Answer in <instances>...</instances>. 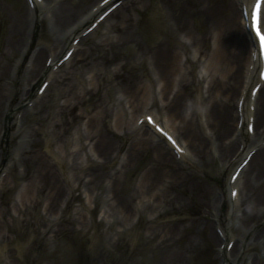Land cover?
I'll return each instance as SVG.
<instances>
[{
	"label": "bare ground",
	"instance_id": "obj_1",
	"mask_svg": "<svg viewBox=\"0 0 264 264\" xmlns=\"http://www.w3.org/2000/svg\"><path fill=\"white\" fill-rule=\"evenodd\" d=\"M23 1L19 11L11 15L8 34L0 47V144L6 138L20 144L17 149L21 152L15 163L27 167L25 184L19 191L20 202L0 208L2 264H12L10 259L2 258L7 256L8 243L12 241L8 234L2 235L3 226H12L7 216L12 224L22 223V232L37 231L35 240L43 243L51 236L57 246L67 233L76 230L74 225L86 220V215L80 214L78 208H74L80 214L78 217L65 216L66 209H72L75 191L82 183L92 192L93 203L100 192H104L105 180L109 189L115 191L118 174L107 178L99 167L115 157L116 139L126 135L131 139L122 163L125 175L143 164V156H147V161L139 170L135 187L123 197L112 195L111 204L115 207L110 206L109 213L113 215L112 222L117 226L125 225L130 234L135 207H139L140 214H146L145 230L157 256L154 264H193V256L203 246L208 245L214 252V246L221 247L229 236L236 241L230 251L218 248L222 264H264V81L259 75V50L253 45L246 25L249 20L243 13V7L250 13L254 0H155L161 15L160 35L153 42L140 43L137 53L148 60L159 85L158 97H153L161 104L153 110L155 122L161 121L171 130L189 156L184 152L178 155L147 122L139 124L140 116L131 122L122 100L111 102L110 95L101 93V89L109 92L110 86H115L121 89L125 97L120 96L127 99L130 106L140 104L141 111L149 109L151 83L137 87L126 81L120 71L124 64L116 54L123 45L137 46L133 11L138 5L147 8L152 0H123L104 19L114 20L107 30L89 43L101 23L87 34L81 28L96 14H101L105 7L102 0L98 3L91 0L88 4L81 0L71 4L65 0ZM89 3H93L91 8ZM227 11L230 13L226 15ZM31 13L35 15L32 25ZM40 15L48 22L50 40L38 49L33 48L29 55ZM261 15L264 31V2ZM76 38H79L77 43ZM65 48L74 49L72 58L54 71L56 58ZM16 54L19 61L14 65L11 62ZM47 54L52 58L49 65L43 61ZM45 77L49 80L46 91L52 88L55 93L53 103L43 113L46 94L26 104L23 102L31 97L38 80ZM88 80L100 85L90 87ZM156 81L153 82L156 84ZM254 82L261 83L256 95L252 93ZM240 100L243 101L241 109L238 108ZM85 102H89L94 112L88 116L82 130L78 108ZM152 104L154 106V101ZM46 119L49 125L44 131L42 124ZM30 120L33 123L28 124ZM252 122L254 130L250 133L248 126ZM16 123L18 126H13ZM10 127L14 132L8 135ZM42 131L46 155L38 148ZM87 141L95 155L101 157V164L88 152H82ZM69 144H78V148H69ZM240 144H244L240 159L252 151L254 155L242 170V184L238 179L226 183L230 187L227 200L234 205L235 213L232 220L227 218L219 233L213 222L215 216L224 214L220 210L216 213L218 193L208 183L204 185L206 182L200 179L196 169H206L210 162L218 160V168L224 173V164L235 156ZM2 156L0 152V158ZM139 160L142 162L138 164ZM9 176L3 177L0 196ZM12 179L16 183V178ZM233 188H238L235 199L231 198ZM145 198L148 203H144ZM189 202H197L202 208L201 217L194 219L196 225L198 222L195 230L200 238L189 232L191 224L173 219L156 224L154 220L158 216L150 215L160 212L161 208L162 212H176ZM26 213L35 214L34 221L24 217ZM213 257L215 260L217 253Z\"/></svg>",
	"mask_w": 264,
	"mask_h": 264
},
{
	"label": "rangeland",
	"instance_id": "obj_2",
	"mask_svg": "<svg viewBox=\"0 0 264 264\" xmlns=\"http://www.w3.org/2000/svg\"><path fill=\"white\" fill-rule=\"evenodd\" d=\"M74 1L78 0H65V2L68 4H71ZM81 1H83L84 3L87 2L88 4V2H90L91 0ZM99 1L100 0H94L93 3H98ZM122 1L123 0H121V2ZM23 2V0H0V47L3 46V41L8 34V26L11 24V15L19 11ZM93 3H89V7H92ZM89 7L86 8L87 11L84 12L85 14L88 13L89 9L91 8ZM227 13L230 12L227 11L226 15ZM33 16L34 15L32 14L30 15V20L32 21L31 25L34 21ZM95 17H93L85 25V27L81 28V30L86 28L87 25H89L95 19ZM133 17L135 18L133 29L135 31V44L137 46L132 44L123 45L124 47L118 53L119 55L116 54V56H120V61L122 64H124V67L121 68L120 71L122 72V75L125 77L126 81L131 83V85H136L138 87L141 84L144 86L145 83H151V94L149 96V99L147 100L149 109L141 111L142 108L140 104L138 106H130V102L120 96V94H122L120 88H116L115 86L112 88V86H110L108 90L109 92H107L105 88L101 89V93L103 95L106 92L107 95H110L112 97L111 102L116 103L119 99L122 100L127 108L129 118L132 119L131 122H134V120H136V118H138L139 116L143 119V116L145 114L153 113V110L155 111L158 106H161V104L159 105V102L153 98L155 95L158 97L159 91V85L157 84L156 78L154 77V72L151 69L150 64L148 63V60L140 58L139 54L137 53V47L139 48V46H141L140 43L144 45L145 42H153L160 35L159 29L161 27V15L158 12L156 1L152 0L151 2H149V6L147 8L146 6L143 7L142 5H138L135 11H133ZM112 21L114 20L111 17L105 20L98 27V31L92 34L87 43H89L90 40L98 39L99 36L107 30L109 23H112ZM32 39L35 40L31 44L32 49L30 50L29 55L31 54L33 48L38 49L40 48V46L45 45L50 40L48 22L46 19H43L41 15L40 21L35 23ZM30 41L31 39H29V42ZM66 49L67 48L61 51V54L58 55L56 60L62 57ZM105 50L107 51V49ZM101 55L102 53L98 56ZM16 56H18V54L13 57L14 61L11 62V64H18L19 57L17 58ZM47 56L49 57L48 54ZM29 57L30 56H27V59H29ZM48 57L44 56L43 61H47ZM11 69H14L15 71V66H12ZM87 76L89 77L90 75ZM45 79H47V77L43 78L42 80ZM153 81H156V84ZM40 82L41 80L34 86L31 97L25 100L23 104H26L27 102H29V100H37L39 98L38 96L42 97V95L46 94L44 95V98L46 100L43 108L44 113L46 112L47 107L50 106L51 103H53L55 90L50 88L48 91L45 90V92L39 94L38 87L40 85ZM88 82L90 87H98L100 85L95 81L88 80ZM15 88L14 93L16 91ZM153 101L155 103L154 106H152ZM31 103L32 102H30V104ZM55 107L56 103H54L53 109ZM78 110L82 116L79 121L82 122V130H84L86 127L85 122H87L88 116H90L94 111H92L89 102H85L83 104L81 103ZM161 116L165 120L168 119L167 116L163 114H161ZM13 117L15 118L16 115L14 114ZM17 122L19 123V121ZM18 123L14 124L13 126H18ZM30 123H33V121L30 120L28 124ZM169 124L173 126V122L169 121ZM48 125L49 120L46 119L44 124H42L44 131L48 128ZM44 131L39 134V138H41V140L40 144H38V148L40 149L41 153L46 155L47 151L45 148V144L43 143L45 140ZM13 132L14 129L10 127V129H8V135L12 134ZM122 133L123 130L119 132L120 135H122ZM8 139L9 138L3 139V144H0V152L3 154V156L1 157V161L3 160V162H1V164L6 163L7 165L12 163L13 157H15V154L19 150L17 149L15 151V149L20 147V144H16L15 142L11 143L8 141ZM130 139L131 138L129 135H126L122 139L119 136L116 139V147L113 153V156L115 157L104 164L102 167H99L103 172L107 174L105 176L107 178H109L113 173L118 174L119 182L115 191L109 189V187L107 186L108 180H105L103 184L106 190L104 189V192H100V195L96 198V200H94V205L92 203L93 199H89V196L84 194L83 191L79 192L76 190L75 193L77 197L73 201L74 204L72 206V209H66L65 216L75 215L76 217H78L80 214H84L86 215V220L83 223L81 222L80 224L74 225L76 227V230L67 233L65 235V240L62 241L61 244L58 245L57 243V246H55V242L53 243L54 238H52L51 236L48 237L49 240L47 242L46 240L43 243L38 239L35 240L34 238L37 237V231L22 232V223L12 224L11 219L7 216L9 224L12 226H10L9 228L3 226L2 235L8 234L12 239V241L8 243L6 252L7 256L10 258H8L7 256L6 257L10 259V262L12 264H124V262H126V259H130L128 260L129 264L155 263L157 256L151 249L153 241L147 237V233L145 230L147 224L145 217L146 215L143 216L140 221H137L135 226H133L132 234H130L125 229V225L117 226L115 223H113V215L109 213V207H115L113 203L111 204L112 195L118 194L119 196L123 197L125 193L129 192L133 187H135L139 170L144 165V161H147V156H143L141 158L143 162L141 160L138 161V164L140 162H142L143 164L139 165V167L137 168H132L131 171H127L125 175L122 167V157L124 152L127 151ZM87 144H85L82 152L84 154L88 152L92 156V153L95 152L90 148V144H88V146ZM69 148L76 149L78 148V144H73L72 146L71 144H69ZM94 156L95 155H93L92 157L94 158ZM99 163L101 164L102 162ZM218 163L219 161L216 160V162H210L206 169H196V172L198 173V176H200V179H203L206 182L204 185L207 186L208 183L209 187L216 190L217 193L220 192L223 186H225V182L228 180L230 172L232 170V166L228 169V164L225 163V172L223 173L218 168ZM3 168H5L4 165L0 166V170ZM26 169V166L23 167L17 164L13 167L12 171H10L8 182L4 185L3 193L0 196V208H4L5 206L11 204L13 205V203L16 201L20 202L19 191L23 189L25 184L24 175ZM12 177L16 178V184L15 181H12ZM179 192L182 193L183 191L181 190ZM83 201L89 203L90 206L82 208L81 204ZM74 208H79L78 211H80L81 213L78 214V211H76ZM228 208L229 203L228 205L226 204V206H224V209L227 210ZM39 211L41 210L39 209ZM201 211L202 208L197 202H189L181 210H178L176 212L162 213L154 220V223H165L168 220L173 219L184 224H191L192 226L190 227L189 232L197 238H200L199 232L195 230L198 222L196 225L194 219H198L197 217L199 216L201 217ZM23 216H28V218H31V220L33 221V218H35V214L29 216L26 213ZM104 216H107V220ZM101 220L103 221V223ZM128 220L129 218H127V222ZM28 243L30 244V249H28L27 251L26 249L28 247ZM212 255L213 252L211 251V249L204 246L193 256V264H218L216 261L214 262V260L212 259ZM58 259L61 260V263L58 262ZM125 264H127V262Z\"/></svg>",
	"mask_w": 264,
	"mask_h": 264
},
{
	"label": "snow or ice",
	"instance_id": "obj_3",
	"mask_svg": "<svg viewBox=\"0 0 264 264\" xmlns=\"http://www.w3.org/2000/svg\"><path fill=\"white\" fill-rule=\"evenodd\" d=\"M253 25H254V28H255V34L259 37V42H260L261 49L264 50V31H261L259 15H257L254 18ZM147 119L149 121H152V117L151 116H149ZM153 123H154V121H153ZM156 127L161 133H164L165 136H168V134L164 131L163 128H161L159 125H156ZM168 138L172 139L170 136ZM172 143L175 144L176 141L172 140ZM245 163H247V161H245ZM232 195L235 196L236 192L234 191L232 193Z\"/></svg>",
	"mask_w": 264,
	"mask_h": 264
}]
</instances>
